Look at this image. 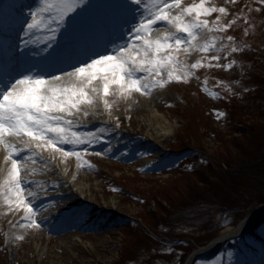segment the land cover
<instances>
[{
  "label": "rangeland",
  "instance_id": "rangeland-1",
  "mask_svg": "<svg viewBox=\"0 0 264 264\" xmlns=\"http://www.w3.org/2000/svg\"><path fill=\"white\" fill-rule=\"evenodd\" d=\"M8 1L1 5L5 4L3 16L10 21L12 14L5 9L13 5L14 0ZM190 3H198V0H185V4ZM42 4L43 0H35L32 8L28 9L29 15ZM209 4L229 9L223 16L217 12L206 17L210 23L215 24L218 16H221V24L233 19L236 23L225 31L206 32V36L224 37L221 43H234L240 51L231 56H228V49L221 53L181 52V60L189 65L203 58L205 66L192 69L195 75L185 81H171L166 87L154 88L149 95L139 92H133L131 97L110 95L108 99L114 102L111 115L104 110L102 101L95 108L85 106L89 114L81 112L75 118L86 126L82 130L106 129L103 141L88 146L89 152L84 160L91 161V165L78 167L82 162L75 157L66 160V173L58 162H51L45 168V161L38 158L39 162L31 165L36 172L32 173L30 168L29 179L42 182L41 187H33L39 192L36 207L42 226L39 229L12 227L22 222L18 219L22 212L13 215L7 211V205L0 203V264H129L131 258L137 264H183L179 260L192 246L198 247L206 241L208 245L227 227L234 226L207 230L202 220L206 219L207 204L224 203L241 195V189L236 191L233 182H241L244 176L232 170L247 166L255 155L264 156V133H255L254 128L243 131L238 118L240 116L247 121L245 127L251 128L258 123L264 125L261 120L253 122V110L249 113L243 107L264 103V71L259 70L264 68L259 61L264 57V4L260 0H209ZM89 6L87 15L96 19H100V14L105 11H124L121 0H88L85 7ZM31 19L28 16L27 20L31 22ZM52 20L48 19L49 24L32 30L36 40L30 49L34 52L45 48L50 50L53 45V40L49 39ZM81 26L78 25L74 31L82 29ZM227 36H233L234 41H227ZM217 54L221 56L219 62L209 61V57ZM232 60L236 63L231 69L207 67L208 63L226 65ZM255 65L261 73L257 79L263 82L261 88L256 87L260 93L257 95L262 98H256L255 94L243 97L242 83H250L248 71ZM211 92L219 95L213 96ZM155 113L171 124L170 133L163 137L150 135L147 118ZM97 152L104 155H95ZM258 160L264 163V157ZM227 166L232 169H227ZM58 174L63 175L64 182L56 181L61 179ZM3 177L0 173V181ZM71 180L86 184L87 192L80 196L70 185ZM258 184L248 205L257 202L260 196L264 197V186L261 193V185ZM46 210L55 212L46 217L49 215L44 213ZM172 212L185 214L190 221L171 218ZM100 213L103 216H99ZM240 213L242 211L236 212ZM41 216L46 218L42 220ZM62 216L70 218L66 229L58 228L57 223L52 224ZM98 216L100 218L96 221ZM164 220H168L170 226H161ZM230 220L233 218L229 214L213 216L211 221L220 227ZM180 223L184 225L174 227ZM160 227L169 230V227H174L173 236H183L192 244L183 245L178 255L169 249L162 251L165 245L159 246L146 235L149 233L156 237L154 230L164 233ZM261 232L264 234V226ZM17 235L24 238L16 239ZM209 238L212 239L208 241ZM233 253L229 252L224 260L228 264L235 261ZM255 253V264H260V260L264 263V250L262 254ZM217 261L222 264L220 253H209L193 264H216Z\"/></svg>",
  "mask_w": 264,
  "mask_h": 264
},
{
  "label": "snow or ice",
  "instance_id": "snow-or-ice-1",
  "mask_svg": "<svg viewBox=\"0 0 264 264\" xmlns=\"http://www.w3.org/2000/svg\"><path fill=\"white\" fill-rule=\"evenodd\" d=\"M260 3L264 4V0ZM87 4L88 0H43L42 6L31 12L32 19L26 30L23 24L21 30L29 36L33 29L53 19L57 27L50 29L49 39L55 40L60 28L67 26L71 40L74 29L86 23L90 8L85 7ZM121 7L125 15L118 28H109L103 40L83 49L79 53L82 58L53 55L39 72L21 73L18 78L0 82V146L6 150L0 203L7 205V211L13 215L22 212L18 218L22 222L13 224L14 228L39 229L42 226L36 207L39 192L33 190L34 186L41 187L42 182L29 179V169L36 172L31 165L42 160L48 168L57 156L62 161L75 157L82 162L78 167L91 165V161L84 160L88 146L103 141L106 129L82 130L86 126L75 118L81 112L89 114L85 106L95 108L102 101L104 110L111 115L114 102L108 99L110 95L131 97L133 92L149 95L154 88L166 87L171 81H185L195 75L192 69L205 66L203 58L189 65L181 60V52L221 53L228 49L231 56L240 51L234 43H221L224 37L206 36V32L225 31L236 23L233 19L221 24V16L228 14L229 9L210 5L209 0L190 4H185V0H121ZM217 12L221 16L216 17L215 24L210 23L206 17ZM226 39L234 41L233 36ZM220 60L218 54L209 57V61ZM235 63V60L226 65L208 63L207 67L231 69ZM61 64L66 67H60ZM45 152L51 155V161L44 156ZM23 238L16 236L19 240Z\"/></svg>",
  "mask_w": 264,
  "mask_h": 264
},
{
  "label": "trees",
  "instance_id": "trees-1",
  "mask_svg": "<svg viewBox=\"0 0 264 264\" xmlns=\"http://www.w3.org/2000/svg\"><path fill=\"white\" fill-rule=\"evenodd\" d=\"M247 51L250 49H246ZM264 57L260 58V64L262 67H264ZM257 65H255V67H251L250 70L248 71V77H250V83H242L243 84V88H242V94L241 96H245L247 94H255L256 98H262L258 95H260V93H257L259 90L256 89L257 88H261V86L263 85V82L259 79H257V76L259 77V75H261V73L259 71L256 70ZM261 72L264 71L263 69H259ZM247 73V71L245 72ZM260 78V77H259ZM246 79V76L243 78ZM245 80H243L244 82ZM263 91V90H262ZM258 94V95H257ZM257 103V102H255ZM243 106V105H242ZM259 105H247V106H243L245 107V109L249 112L252 111L251 114L253 115V122H258L259 120L263 121L264 124V103L262 105H260L259 107H257ZM257 107V108H256ZM237 107H235L236 109ZM235 109L233 110V112L235 111ZM238 110V109H237ZM250 113V112H249ZM237 114V111L236 113ZM242 116V114H241ZM238 118L241 120L239 121V123H242L243 127V131L247 130L248 128L251 130L252 128H254L255 133H258L259 131L261 133H264V125H261L260 123L258 124H254L253 127H249L246 126L245 127V122L247 123V121L243 118H241L240 116H238ZM245 127V128H244ZM259 132V133H260ZM264 157L263 155L257 156L256 155L254 157H252V162H247V166L242 167L241 169H237V170H232V171H237L236 173L244 176V179H241V182H239L238 180H235L233 183H235V190L238 191L241 189V195H236L235 197H233L230 200L224 201V203H209L207 204L206 207V213L204 215V217L206 218L205 220H202L203 225H207V230H212L214 229H223L224 227H226L227 225H237L244 217H246L251 211H253L256 207H258L259 205L264 203V197L260 196V199L253 203L252 205H248L250 200H251V196L253 194V191L257 189V184L259 182L258 185H261V187L259 189H261V193H262V185L264 186V163L263 160H258L259 158ZM178 160V159H177ZM257 160V161H256ZM253 161H256L255 163H253ZM227 169H232L231 166H227ZM241 171V172H240ZM240 172V173H239ZM234 174H236L235 172H233ZM249 179V180H247ZM246 183V185L244 184ZM239 187H238V186ZM241 185V186H240ZM241 187V188H240ZM233 192V190H232ZM235 193V192H233ZM236 194V193H235ZM248 200V201H247ZM211 202V201H210ZM244 202L245 205L243 204ZM186 211V209H185ZM238 211H242V213L240 214H236V212ZM230 214V216L233 218V220L227 221L223 224V226L220 225L219 226H215L214 221L212 220L213 216H228ZM173 218H177L178 220L181 221H190L188 219H186L185 214H175L172 212V215L170 214V217ZM171 217V218H172ZM176 219V220H177ZM163 220H160V222ZM160 222H158L160 224ZM217 224V223H216ZM166 225L167 227L170 226L168 224V220L163 222V224L161 226ZM181 225L183 226V223L180 224H176L175 226ZM264 226V222L261 223L254 231H252L251 233H249L248 235L242 237V238H238V239H233L231 241H229L227 244H225L221 250L219 252H217V254L220 253V255L222 256V264H228L227 262H225V258L227 256V254L231 251H233L234 256H235V261L231 264H255L254 261H256V256H254V252H259L260 254H262L263 252V248H264V234L261 232V228ZM174 227H169L171 228L166 229L163 227H160L161 230H164V233H161L159 231L154 230L153 233H155V235H157L156 237L154 236V234H149L147 233V237L148 238H152L154 239L159 246L165 245L164 249H162V251H166V249H171V253L174 254L176 253L178 255V252L180 250H183V245H189L192 244V242L188 241V239H185L183 236H173L172 232H173V228ZM215 231V230H213ZM175 232V231H174ZM177 238H179L178 240H176ZM189 238V237H188ZM192 239V238H190ZM212 238H209L208 241H210ZM206 242L200 243L199 246H204L206 245ZM197 247L192 246L191 250H188V252L186 253L185 256H183L179 261L183 262V264L186 262L187 258L189 257V255L196 249ZM161 249V248H160ZM177 249V252L174 251ZM251 253L253 255V258H251ZM215 254V253H214ZM237 259V260H236ZM134 259L131 258L129 264H137V263H133ZM264 264V263H263Z\"/></svg>",
  "mask_w": 264,
  "mask_h": 264
},
{
  "label": "bare ground",
  "instance_id": "bare-ground-1",
  "mask_svg": "<svg viewBox=\"0 0 264 264\" xmlns=\"http://www.w3.org/2000/svg\"><path fill=\"white\" fill-rule=\"evenodd\" d=\"M14 3H15L16 8L18 9V11H20L21 14H23L25 17L31 16V15H29L28 9L32 8L33 0H23V1L22 0H14ZM6 10L9 12V10L7 8H6ZM10 12H11V10H10ZM0 20H2V22H0V29L2 28V29L5 30L7 28L11 32H13L15 30L14 26L10 24L11 22H9V21H7V20H5L3 18H0ZM87 23L89 24V22H87ZM46 24H49V23L47 22ZM111 24H112V21H110L109 26ZM49 27L52 28L50 25H49ZM5 37H6V35L3 36V38H5ZM87 37H88V39H90L92 41V45L91 46H93L96 42H98L96 37L93 36V35H89ZM77 39L79 40L80 36L73 34L72 39L71 40L68 39V40L72 43V45L75 46L77 44ZM55 41H58V40L55 39ZM117 43H118V41H117ZM113 47H114V45H113ZM8 54H10V52H8ZM0 82H2V81H0ZM154 115L153 116L150 115V117L147 118V121H148L147 123H148V126H150L149 129H150V131L152 133L150 135L153 136L154 138H156L157 136L163 137L166 134L170 133L171 124L169 123V121L167 119H164L163 117H160L159 114H157V113H155ZM5 155H6V151H4L3 146H0V173H1L2 176L5 175V161H4V156ZM44 156L48 158V161H51V155L49 153L45 152ZM54 162L55 163L56 162L60 163V167L63 169V172L66 173L65 172V169H66L65 167H67V162L66 161H62L61 158L59 156H57ZM68 176L71 177V175H68ZM57 177L61 178V179H57L56 181H60L61 180V182H64L63 180H65V179H63V175L62 174H58ZM71 182L72 183L70 185L76 189V191L79 193L80 196L84 195L85 192H87L86 184H77V183L74 182V180H71ZM54 212L55 211H48V210L44 211L45 214H49L46 217H49L50 214H53ZM102 214L103 213H100L99 216H103ZM263 214H264V207L257 208L255 211H253L251 213V215L248 214V216L245 217L246 220L244 219L245 221L242 222V225L240 226V228H238V231L239 230L243 231V230H246V229L252 227L253 224L258 219H260L263 216ZM99 216L97 217L96 221L99 220V218H100ZM41 217H43L42 220H44L46 218L44 216H41ZM59 226L60 227L67 226V223L63 222L62 226L61 225H59ZM233 227H235V226L227 227L223 231V233H222L223 235L221 234L222 237L225 236V235H228V233L231 232V229H233ZM219 238L215 239L216 242L212 243V246L220 241L221 238L220 239ZM193 263L194 262L192 261V262H189L188 264H193Z\"/></svg>",
  "mask_w": 264,
  "mask_h": 264
},
{
  "label": "water",
  "instance_id": "water-1",
  "mask_svg": "<svg viewBox=\"0 0 264 264\" xmlns=\"http://www.w3.org/2000/svg\"><path fill=\"white\" fill-rule=\"evenodd\" d=\"M261 207H264V205H262ZM264 215V214H263ZM246 220V219H245ZM245 220H243L242 222H244ZM262 220V218L258 219L252 227L246 229V230H243V231H238V228H240V226L242 225V222H240L237 226L233 227V229H231V232L228 233V235H225L222 237L219 236L218 238L220 239L219 242H217L216 244H214L212 246V243H215L216 240H213L211 241L208 245L206 246H203V247H199L197 248L195 251H193L191 253V255L189 256L186 264H188L189 262H194L195 260L199 259L200 257H202L203 255L209 253L210 251H212L213 249H217L219 246H221L223 243H225L226 241H228L229 239L231 238H235V237H240V236H243L245 234H247L252 228H254L260 221ZM223 233V232H222ZM216 238V239H218Z\"/></svg>",
  "mask_w": 264,
  "mask_h": 264
}]
</instances>
